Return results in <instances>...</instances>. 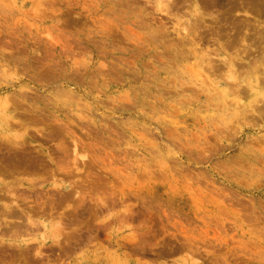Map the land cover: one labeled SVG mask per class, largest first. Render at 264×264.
Returning <instances> with one entry per match:
<instances>
[{"label": "rangeland", "instance_id": "374dc122", "mask_svg": "<svg viewBox=\"0 0 264 264\" xmlns=\"http://www.w3.org/2000/svg\"><path fill=\"white\" fill-rule=\"evenodd\" d=\"M1 98L0 264H264V0H0Z\"/></svg>", "mask_w": 264, "mask_h": 264}, {"label": "bare ground", "instance_id": "6f19581e", "mask_svg": "<svg viewBox=\"0 0 264 264\" xmlns=\"http://www.w3.org/2000/svg\"><path fill=\"white\" fill-rule=\"evenodd\" d=\"M159 2H160V1H159ZM165 8H166V7H165ZM228 72H229V71H227V73H228ZM195 73H197V72H195ZM198 76H199V78H200V75L197 74V77H198ZM226 76H227V75H226ZM197 77H196V78H197ZM227 78H228L229 81H230V79L232 78V75L228 74ZM227 78H226V79H227ZM233 79H235V78L233 77ZM200 80H201V79H200ZM198 81H199V80H198ZM204 81H205V80H204ZM204 81H203V79L201 80V82H203V83H204ZM227 81H228V80H227ZM227 81H226V82H227ZM229 81H228V82H229ZM199 82H200V81H199ZM233 82H234V81L232 80V81H231V84H232ZM225 84H226V83H225ZM209 85H210V84H209ZM212 85H213V83H212ZM214 85H215V83H214ZM230 86H231V85H230ZM230 86H228V87H230ZM252 88H253V87H252ZM4 99H5V98H4ZM1 100H2V98L0 99V101H1ZM5 100H6V99H5ZM5 103H8V102H7V101L4 102V100L0 102V109L3 110L2 107H5V106H6ZM2 110H1L0 112H2ZM3 112H4V110H3ZM3 112H2V113H3ZM5 112H6V111H5ZM7 120H8V119H7ZM8 121H9V120H8ZM13 121H14V120H13ZM9 124H12V123H9ZM5 136H6V135H5ZM14 137H15V135H14ZM14 137H13V138H14ZM17 137H18V136H17ZM17 137H15V138H17ZM11 138H12V137H11ZM5 139H6V138H5ZM14 140H16V139H14ZM4 141H5V140H4ZM12 141H13V139H12ZM18 141H19V140H18ZM16 142H17V141H16ZM19 142H21V141H19ZM12 143H15V141H13ZM20 144H21V143H20ZM23 144H24V143H23ZM12 145H13V144H12ZM12 145H11V146H12ZM16 145H17V144H16ZM16 145H15V146H16ZM20 146H21V145H20ZM23 146H24V145H23ZM17 149H18V148H17ZM11 150H12V149H11ZM15 150H16V149H15ZM20 150H21V149H20ZM20 150H19V151H20ZM10 152H11V151H10ZM75 152H76V151H75ZM3 154H4V153H3ZM25 156H26V155H25ZM74 156H75V154H74ZM20 157H21V156H20ZM26 157H27V156H26ZM17 158H18V157H17ZM21 158H22V157H21ZM23 158H25V157H23ZM27 158H28V157H27ZM27 158H25V159H27ZM29 158H30V157H29ZM16 160H17V159H16ZM18 160H19V159H18ZM28 160H30V159H28ZM22 161H23V160H22ZM61 161H62V160H61ZM15 162H16V161H15ZM28 162H29V161H28ZM28 162H27V163H28ZM58 162H60V161H58ZM62 162H63V161H62ZM62 162H61V163H62ZM17 163H18V162H17ZM19 163H20V161H19ZM22 163H24V162H22ZM13 165H14V164H13ZM15 165H16V164H15ZM18 165H19V164H18ZM18 165H17V166H18ZM63 169H64V168H63ZM65 169H66V168H65ZM63 173H64V172H63ZM66 173H68V172H66ZM69 173H70V172H69ZM66 175H67V174H66ZM69 175H70V174H69ZM69 175H68V176H69ZM77 182H78V181H77ZM79 182H80V181H79ZM82 182H83V180H82ZM6 185H7V184H6ZM8 185H9V184H8ZM17 186H18V185H17ZM3 187H4V186H3ZM3 187H2V188H3ZM11 187H12V185H11ZM4 188L6 189L7 187H4ZM12 189H13V187H12ZM2 190H3V189H2ZM6 190H7V189H6ZM8 190H9V189H8ZM4 191H5V190H4ZM9 191H11V190H9ZM67 191H68V190H67ZM0 192H1V191H0ZM2 193H3V192H2ZM4 193H5V192H4ZM4 193H3V194H4ZM7 193H9V192L7 191ZM7 193H5V194H7ZM10 193H11V192H10ZM3 194H2V195H3ZM5 194H4V195H5ZM11 194H12V193H11ZM11 194H7V195H11ZM12 199H13V198H12ZM15 201H16V200H13V203H14ZM11 203H12V200H11ZM11 203H10V204L7 203V205L4 204V205H5V208H6V211L4 210L5 212L3 213V215H2L3 217H1V218H3V219L7 218V219H8L9 217H11V218L13 219V221H10L11 219H10V220L8 219V220H9L10 222H12V223H15V222H14V221H15L14 218H17V220H18V218L20 219V217L17 216V213H16L17 211H15V209H14L15 206L12 205ZM16 203H17V201H16ZM16 203H14V204H16ZM17 204H18V203H17ZM17 204H16V205H17ZM4 205H3V207H4ZM1 206H2V205H1ZM5 208H4V209H5ZM16 209H17V208H16ZM20 209H21V208H20ZM22 212H23V211H22ZM22 212H21V213H22ZM1 213H2V212H1ZM0 215H1V214H0ZM26 219H27V217H26ZM30 219H31V218L28 217V222H27V224H28V225H33V224H34V221H33L32 219H31V220H30ZM9 221H8V224L10 225ZM20 221H21V220H20ZM5 222H6V221H5ZM2 223H3V222H2ZM17 223H18V222H17ZM17 223H15V224H17ZM24 223H26V222H24ZM24 223H23V224H24ZM5 224H6V223H4V225H5ZM4 225H3V226H4ZM18 225H20V224H18ZM25 225H26V224H25ZM25 225H24V228L26 229V226H25ZM0 226H1V225H0ZM3 226H2V227H3ZM12 226H13V225H12ZM12 226H10L9 228H11ZM16 226H17V225H15V228H16ZM27 227H28V226H27ZM59 227H60V226H59ZM4 228H8V227H6V225H5ZM21 228H22V225H21ZM24 228H23V229H24ZM60 228H61V227H60ZM0 229H1V227H0ZM16 229L19 230L20 228H16ZM25 229H24V230H25ZM11 230H12V228H11ZM24 230H23V231H24ZM60 230H61V229H60ZM12 231H13V230H12ZM20 231H21V229H20ZM25 231H26V230H25ZM27 246H28V245H27Z\"/></svg>", "mask_w": 264, "mask_h": 264}]
</instances>
